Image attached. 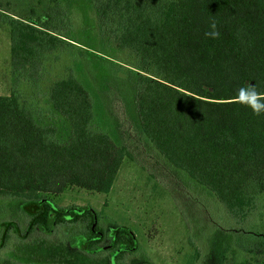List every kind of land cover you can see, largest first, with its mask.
<instances>
[{"label": "trees", "instance_id": "obj_1", "mask_svg": "<svg viewBox=\"0 0 264 264\" xmlns=\"http://www.w3.org/2000/svg\"><path fill=\"white\" fill-rule=\"evenodd\" d=\"M50 1L41 24L0 11L10 29L14 86L0 95V196L35 203L24 233L12 220L0 226V250L12 231L29 239L62 227L66 238L57 242L65 240L67 249L48 254L59 259L55 264L94 255L128 264L139 249L131 228L104 226L93 207L61 206L52 197L71 186L109 193L130 156L75 74L85 70V60L99 88L117 83L125 109H135L141 133L169 165L211 191L237 221L261 210L264 108L254 111L251 93L264 105V0ZM71 9L82 16V27L68 34ZM111 42L137 54L153 75L136 71L131 86L120 74L113 80L105 50ZM58 53L70 56L60 66L69 74L42 90V82L51 81L49 63L61 60ZM31 100L44 101L48 112ZM254 241L261 251L264 235ZM252 245L250 252L259 253ZM0 264L22 263L0 255Z\"/></svg>", "mask_w": 264, "mask_h": 264}, {"label": "rangeland", "instance_id": "obj_2", "mask_svg": "<svg viewBox=\"0 0 264 264\" xmlns=\"http://www.w3.org/2000/svg\"><path fill=\"white\" fill-rule=\"evenodd\" d=\"M52 6L50 0H0L1 12L39 24ZM90 19L97 36V19L92 11ZM67 24L68 34L82 27V16L78 11L68 10ZM107 45L109 50L101 48L110 55L106 67L113 80L117 79V74H122L125 85L131 86L129 81L136 71L153 75L154 70L133 51L112 42ZM10 50V29L0 22V95H10L14 89ZM57 55L62 56L61 60L49 63L47 77L51 81L42 82V90H48L55 77L69 74L60 66L62 60L70 56ZM83 64L85 70L75 74L91 92L99 116H105L109 122L107 130L118 143L127 146L130 156L125 158L109 193L71 186L52 195L57 204L91 206L100 214L104 226L115 222L131 228L138 237L139 249L126 258L128 264H233V261L240 262L243 255L248 264H264V244H261V251L252 245L255 237L264 235V194L259 199L261 210H255L245 221L233 219L211 191L187 173L169 165L141 133L136 111L125 109L117 83H110L105 90L99 88L89 61L85 60ZM30 103L34 107L38 105L35 100ZM38 106L42 112L49 110L44 101ZM24 200L17 196H0V226L12 220L25 232L35 203ZM65 232L67 229L62 227L49 236L25 239L12 231L0 255L22 264H55L59 259L55 254H48L67 249L65 240L57 242L58 238H66ZM75 241L76 238L71 237V249H76ZM249 245L259 249V253L252 254ZM76 260L66 264H110L98 255Z\"/></svg>", "mask_w": 264, "mask_h": 264}, {"label": "clouds", "instance_id": "obj_3", "mask_svg": "<svg viewBox=\"0 0 264 264\" xmlns=\"http://www.w3.org/2000/svg\"><path fill=\"white\" fill-rule=\"evenodd\" d=\"M242 97L243 99L246 98L243 93H242ZM251 100H252L251 106L253 107L254 111H256L257 114H259L260 110L264 108V105L258 104L256 102V94L254 92L251 93Z\"/></svg>", "mask_w": 264, "mask_h": 264}, {"label": "water", "instance_id": "obj_4", "mask_svg": "<svg viewBox=\"0 0 264 264\" xmlns=\"http://www.w3.org/2000/svg\"><path fill=\"white\" fill-rule=\"evenodd\" d=\"M120 75H122V74H120ZM246 84H249V81H246ZM251 84L253 85L254 82H251ZM211 90H212V88H211Z\"/></svg>", "mask_w": 264, "mask_h": 264}]
</instances>
